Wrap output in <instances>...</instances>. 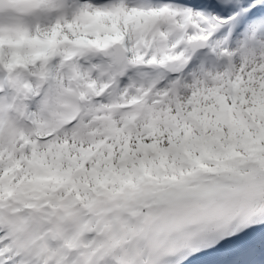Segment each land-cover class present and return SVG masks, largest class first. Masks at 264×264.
Listing matches in <instances>:
<instances>
[{
  "label": "snow or ice",
  "instance_id": "1",
  "mask_svg": "<svg viewBox=\"0 0 264 264\" xmlns=\"http://www.w3.org/2000/svg\"><path fill=\"white\" fill-rule=\"evenodd\" d=\"M0 264H264V0H0Z\"/></svg>",
  "mask_w": 264,
  "mask_h": 264
}]
</instances>
